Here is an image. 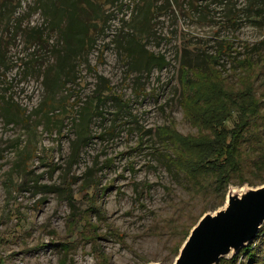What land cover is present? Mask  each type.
Segmentation results:
<instances>
[{
    "label": "rangeland",
    "instance_id": "obj_1",
    "mask_svg": "<svg viewBox=\"0 0 264 264\" xmlns=\"http://www.w3.org/2000/svg\"><path fill=\"white\" fill-rule=\"evenodd\" d=\"M76 2L0 0V264H173L213 208L157 130L221 138L195 124L194 96L181 100L180 63L216 57L225 91L249 82L263 98L264 0ZM251 252L264 264V223L218 264H255Z\"/></svg>",
    "mask_w": 264,
    "mask_h": 264
},
{
    "label": "trees",
    "instance_id": "obj_2",
    "mask_svg": "<svg viewBox=\"0 0 264 264\" xmlns=\"http://www.w3.org/2000/svg\"><path fill=\"white\" fill-rule=\"evenodd\" d=\"M72 2L77 6L76 0ZM70 16H73L72 12ZM90 26L91 24H84L80 31L76 29L73 31L70 36L74 39L73 47L80 49L87 44L90 39ZM242 61L246 64V59ZM214 63H217V59L213 56L208 57L207 68L180 63L181 100L194 96V105L200 107L199 111H201V116L196 110L191 114L192 118L198 119L195 124L201 129L211 128L212 135L221 138L215 141L193 142V144L187 139L182 141V136L174 132L173 127L167 130L170 126H162L157 130L162 142L171 152V155L167 154L169 162L187 178L191 191L196 190L202 198L210 199L213 209L223 203L230 184L264 182V97L259 98L255 95L254 89L251 88L253 86L249 82H244V87H240L242 90L225 91L224 81L215 70ZM250 64L249 66L246 64L248 66L246 70H249ZM188 71L193 72V77L188 75ZM246 78L247 76L243 80ZM185 84L194 87L189 89L191 96H184ZM200 84L202 85L199 87ZM102 93L98 91L97 99L103 95ZM262 94L261 92L259 95ZM216 99L220 102L215 101ZM204 103L210 105L205 106ZM226 106L234 109L228 115L221 116L220 111ZM262 107L263 113H261ZM217 114L219 115L214 121L209 120V116L213 118ZM197 147L199 148L196 159L192 161L188 159L183 163L186 158L183 152L191 153ZM249 256L255 259V264H262L254 252L249 253Z\"/></svg>",
    "mask_w": 264,
    "mask_h": 264
},
{
    "label": "water",
    "instance_id": "obj_3",
    "mask_svg": "<svg viewBox=\"0 0 264 264\" xmlns=\"http://www.w3.org/2000/svg\"><path fill=\"white\" fill-rule=\"evenodd\" d=\"M262 223L264 182L240 190L229 186L223 203L204 212L190 228L173 264H217L253 240Z\"/></svg>",
    "mask_w": 264,
    "mask_h": 264
}]
</instances>
